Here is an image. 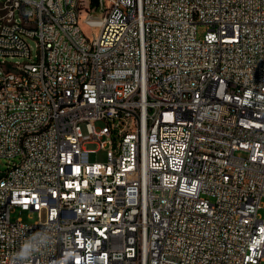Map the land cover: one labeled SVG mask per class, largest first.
Returning <instances> with one entry per match:
<instances>
[{"label": "built area", "instance_id": "built-area-1", "mask_svg": "<svg viewBox=\"0 0 264 264\" xmlns=\"http://www.w3.org/2000/svg\"><path fill=\"white\" fill-rule=\"evenodd\" d=\"M0 57V264L264 259V0H2Z\"/></svg>", "mask_w": 264, "mask_h": 264}, {"label": "rangeland", "instance_id": "rangeland-1", "mask_svg": "<svg viewBox=\"0 0 264 264\" xmlns=\"http://www.w3.org/2000/svg\"><path fill=\"white\" fill-rule=\"evenodd\" d=\"M1 1L2 0H0V2ZM82 30L87 35H90L92 33L88 27L82 26ZM205 31H206L205 26L199 25L197 27V38L199 39L203 38ZM93 32L96 33L97 30H94ZM28 44L31 47L33 54H35L36 53V46H35L36 42L34 40H29ZM11 61L15 62L16 59H13ZM101 124H102L101 122H97L96 126H100ZM81 131L83 134H86V131L83 125L81 126ZM84 148L91 151V153L89 154V161L91 163L105 161V152L98 148V143L96 142L86 143L84 145ZM5 163H6L5 160H0V177L3 176V171L5 170ZM261 204L264 205V198L261 200ZM10 216H11V221L21 219V221L25 224H32L38 219L35 213L20 211L18 209L13 211ZM259 264H264V259L260 261Z\"/></svg>", "mask_w": 264, "mask_h": 264}, {"label": "clouds", "instance_id": "clouds-1", "mask_svg": "<svg viewBox=\"0 0 264 264\" xmlns=\"http://www.w3.org/2000/svg\"><path fill=\"white\" fill-rule=\"evenodd\" d=\"M53 241L54 237L47 228L26 237L15 253L12 264H27L34 255L42 253Z\"/></svg>", "mask_w": 264, "mask_h": 264}, {"label": "bare ground", "instance_id": "bare-ground-1", "mask_svg": "<svg viewBox=\"0 0 264 264\" xmlns=\"http://www.w3.org/2000/svg\"><path fill=\"white\" fill-rule=\"evenodd\" d=\"M83 18H76V29H82ZM45 68H53V61H45ZM24 74V67L8 66L0 57V75Z\"/></svg>", "mask_w": 264, "mask_h": 264}]
</instances>
